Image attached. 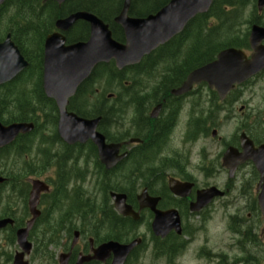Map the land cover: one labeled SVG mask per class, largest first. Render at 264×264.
<instances>
[{
	"label": "flooded vegetation",
	"instance_id": "af4514ba",
	"mask_svg": "<svg viewBox=\"0 0 264 264\" xmlns=\"http://www.w3.org/2000/svg\"><path fill=\"white\" fill-rule=\"evenodd\" d=\"M263 77L264 73L260 74L254 82L252 91L255 93L250 95V103L252 105H243L241 108V113L238 116V132L233 136V142L227 143L221 137L217 138V143L221 145V149L214 154V159H205L192 163L194 159V146L198 140V116L193 108L197 105V102L193 93H191L193 96L189 94L175 98H167L166 95L160 93H156L154 95L155 98H152V94L145 95L139 101L144 107L139 112L138 117H133L130 121L129 128L127 129L128 132L126 134H117V131L110 133L111 139H109V142L126 140L127 138L124 137L129 134L132 137L137 136L144 140L143 144L137 145L136 149V153L144 158V167H135V156H131L135 152L134 144L128 146L124 143L121 153L129 151V166L126 169L123 167L121 169L122 172L126 170L128 175L133 177V173L129 171V168H133L137 174L143 173V175L149 176L150 179H167V174H170L174 175L176 179L193 183L192 190L185 196H175L169 189L149 190L152 196H159L158 207L160 209L165 210L175 207L179 210L182 217V234L177 236L172 232L167 238L160 240L159 253L163 259H166L167 255L172 251H180L182 254L179 255V257L182 256L181 260H183V255L187 252L193 253L195 261L208 260L214 257V248L210 245V238L208 237L211 230L205 231L209 224L206 213L211 211L212 204L204 208L197 215L190 213V204L196 200L198 190L207 188L210 185L221 187L222 183L220 181L222 179L220 178L229 174L222 164L223 153L229 146L236 147L241 153L244 152L245 147L241 142L242 134L251 141L255 149L264 146V97L259 96V91H262L264 95ZM235 95V93H232L227 98L228 105L236 101V98L229 101ZM160 103L162 104V108H160L157 115L153 116L154 108ZM184 104L190 107L186 109L182 106ZM166 107L169 108V111L165 109ZM178 107H181L179 116L174 115L172 112ZM214 129L220 130L222 127L219 125ZM95 152L96 150L94 151L87 144L76 143L74 145H67V162L70 164L71 187L76 194L72 208L79 206L78 214L63 213L60 209L53 207L54 192L52 186L56 184V176L44 174L36 176V178L45 180L51 187L49 193H42L41 195L40 210L35 222L36 226L31 233L32 242L36 250H44V245H46L48 264H60L59 260L62 255L66 264H77L80 258L92 257L95 249L101 244L110 241V239H118L115 234L117 233L118 225L120 226L122 223H119L111 212L106 214V219L98 218L96 223L89 225L86 223L87 175L89 177L95 175L93 172ZM215 164L218 165L215 177H209L206 173L201 174V172L211 168ZM244 164L243 166H251L253 162L246 161ZM165 166H171L173 171L166 172ZM243 166L240 165L238 167L237 180L240 182L247 175H251L247 172V166ZM101 167L104 168L103 166ZM116 170L105 171L103 173L110 177L116 174ZM105 175H103L104 180L108 179ZM255 176L259 178V173L256 172ZM110 187L111 185L106 183V188ZM223 187L225 196L219 197L217 200L220 205L227 206L230 203V194L233 190L227 184ZM134 201L133 199L132 205L136 206L137 201ZM134 208L137 209L138 207ZM146 215L149 216L148 223H150V219L153 216L150 211L145 210L140 212V220L138 222H146ZM76 221L79 226L76 225ZM128 221L135 224V221L131 218ZM233 224L235 227L241 225L245 228L247 223L237 221ZM18 225V228L24 226L21 222ZM225 229L228 230L230 227L227 225ZM240 232V230H235L234 234L230 235V240L239 250L241 249L242 239ZM242 233L243 239H245L246 232L242 231ZM253 233L256 236L257 231L254 230ZM112 234H114L113 238H108ZM122 234L124 235L125 233ZM174 236H176L175 240H173ZM202 238L203 241L201 240ZM57 245L60 249L56 247ZM217 255L218 259L223 261V254L218 253ZM112 259L113 253L111 252L109 255H103L98 259H85L82 264H110ZM244 260L245 257H240L239 264H243Z\"/></svg>",
	"mask_w": 264,
	"mask_h": 264
},
{
	"label": "water",
	"instance_id": "95a60500",
	"mask_svg": "<svg viewBox=\"0 0 264 264\" xmlns=\"http://www.w3.org/2000/svg\"><path fill=\"white\" fill-rule=\"evenodd\" d=\"M2 1L0 0V3ZM128 3L129 0H126L122 13L117 17V21L126 32V44L115 41L108 26L102 20L85 12L76 14L75 18H84L91 23V38L88 42L66 46L64 37L58 34L47 42L44 88L49 96L56 99L61 108L64 116L62 121L64 131L68 132V127L72 125L85 123L65 113V106L68 97L75 93L77 86L96 63L114 59L117 65L122 67L138 61L142 55L179 33L193 16L208 11L213 0H171L157 14L139 19L128 17ZM258 6L262 9L264 0H258ZM60 27L64 28V26ZM263 38L264 28L255 25L251 33V43L256 53L251 59H246L241 51L236 49L225 50L221 52L217 61L194 72L179 92L189 89L194 79H200L208 80L210 86L215 87L220 94H226L233 83L243 82L264 67V47L261 46ZM25 65L26 62L19 50L8 36L6 41L0 44V84L14 77ZM18 130H20L18 126L8 128L0 126V145L10 142ZM67 135L68 133L65 134ZM113 197L121 212L132 213L125 204L124 195L113 194ZM203 198L205 195L200 197ZM141 201L143 206L155 209V201L151 202L146 193L141 197ZM259 201L264 214V194L260 195ZM200 207L201 204H196L192 209L198 210ZM155 212L153 228L157 235L165 236L172 229L179 230V217L175 210L164 212L155 210ZM138 243L139 240L130 245L114 243L116 257L113 264H124L127 254Z\"/></svg>",
	"mask_w": 264,
	"mask_h": 264
},
{
	"label": "rangeland",
	"instance_id": "374dc122",
	"mask_svg": "<svg viewBox=\"0 0 264 264\" xmlns=\"http://www.w3.org/2000/svg\"><path fill=\"white\" fill-rule=\"evenodd\" d=\"M85 97L83 98V100H85ZM223 120L225 121V114H222L219 118L218 121ZM234 128V123H230V124H226L223 128V130H233ZM62 147L61 144H59L58 146H56L53 150H60V148ZM8 160H16V155H11ZM49 162V161H48ZM46 159L42 156L39 155V157L37 158V160L35 161V165H36V170L35 172H42L43 171V167L46 166ZM3 166L2 164L0 165V167ZM53 176H56V173L53 171L52 173ZM57 177V176H56ZM67 205L64 207V209H66ZM249 210V208H248ZM230 220V217L227 216L225 213H223V211H214L213 213V220L211 222H209V226L211 227V234H210V240L209 243L211 246H213L214 248V252L216 253L215 258L218 257V253L223 254L222 260L221 259H215V263H214V257L210 258L208 260L206 259H202V260H197L195 261L193 259V253L190 252L188 254H184L183 255V260L182 256H176V257H166V259H163L161 257H158L155 260H152V258L148 257V250L147 248H145L142 251V255L144 254V264H225L224 261H228L230 262L231 260H234V263L232 264H238L239 258L243 257V255L245 254V256L248 254V252H245L244 247H241V249L236 250L237 246L231 244L232 241L230 240V232H228L225 227L227 226V221ZM142 232H144L143 229H141ZM146 231L148 232V229L146 228ZM203 241V238L201 239ZM262 243V242H261ZM6 249H10L11 251L14 249V246H10V245H6L5 247ZM263 248V243L257 246H251L249 245V249L251 252V254H256L258 252H260ZM256 249V250H255ZM255 251V252H254ZM262 254V256L264 257V252L260 253ZM182 255V254H181ZM228 255V256H225ZM219 261V263H217ZM254 258L249 257V259L246 257V260H244L243 264H259L257 263H253ZM264 264V258L263 260H261Z\"/></svg>",
	"mask_w": 264,
	"mask_h": 264
},
{
	"label": "trees",
	"instance_id": "16d2710c",
	"mask_svg": "<svg viewBox=\"0 0 264 264\" xmlns=\"http://www.w3.org/2000/svg\"><path fill=\"white\" fill-rule=\"evenodd\" d=\"M79 1H80V3H82L81 4V6H83L82 8L86 7V8L92 9L95 12H97L99 15H102V14H100L101 10L105 11V10L110 9V8L112 9L113 4H114V0H79ZM168 1L169 0H134L133 6H132V13L136 14V15H143V14L150 13V12H153V11L160 9ZM247 1L248 0H216V2L214 3V6L212 7V13H215L218 16V22L214 23L212 26L208 27L207 23L209 22V17H204V16L197 17L194 22H191L189 24V26L186 29V32L184 33V36L183 35L181 36V43H183L185 40H187L186 34L191 32L192 30L195 31L196 28H199V29L209 28V29L214 30V31L232 29L233 27L230 24H228V22H230V21H228L227 19L229 18V16H235V15L239 16L242 13V11L244 9L243 6L247 3ZM26 5H27V2H26ZM64 13H65V11H64ZM54 14H56L55 16H57V14L61 15V14H63V12H59L58 10H55ZM109 20H110V18H109ZM7 21L9 22V24L11 25L12 28L14 27V30H15L17 24H15V22H14V17L11 20L7 19ZM0 28H1V23H0ZM38 31H39V27L28 26L27 30L25 31V34L28 38H31ZM114 34L116 37L120 36V33L118 36V31H115ZM23 35L24 34H22L21 36H23ZM184 45H186V44L184 43ZM200 45L201 46L203 45L205 47L209 46V44L207 42L200 43ZM220 46H221L220 43H216L215 47L217 49ZM209 52L212 55V53L216 52V51H213V52L209 51ZM196 53L198 54V62H200L204 51L200 49V50H197ZM196 53H194V51H193V54H196Z\"/></svg>",
	"mask_w": 264,
	"mask_h": 264
}]
</instances>
